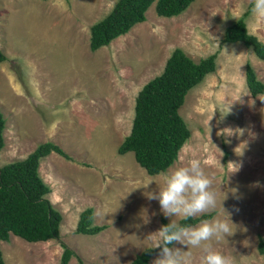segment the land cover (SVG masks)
Masks as SVG:
<instances>
[{"label":"rangeland","instance_id":"obj_1","mask_svg":"<svg viewBox=\"0 0 264 264\" xmlns=\"http://www.w3.org/2000/svg\"><path fill=\"white\" fill-rule=\"evenodd\" d=\"M114 1L0 0V164L46 140L69 157L51 151L38 163L49 186L45 196L61 214L59 239L27 241L10 233L0 240L4 264H54L62 249L58 240L82 264H128L154 246L161 217L178 219L165 217L147 194L162 186L163 173L193 158L213 177L217 194L205 220L230 227L213 247L233 264H264L256 248L258 237L264 239V93L252 96L244 78L248 62L264 82V59L240 41H220L223 28L248 9L246 28L264 42V19L251 15V0H192L172 16L157 15L152 2L144 20L90 50L89 25ZM175 46L194 60L216 51L214 69L178 107L189 135L175 160L148 174L132 151L119 154L116 146L129 131L137 89ZM85 207L93 223L105 225L97 233L74 232ZM190 251L198 264L200 249ZM75 255L67 264H79Z\"/></svg>","mask_w":264,"mask_h":264},{"label":"trees","instance_id":"obj_2","mask_svg":"<svg viewBox=\"0 0 264 264\" xmlns=\"http://www.w3.org/2000/svg\"><path fill=\"white\" fill-rule=\"evenodd\" d=\"M191 1L115 0L104 15L89 25L88 48L94 50L105 45L134 23L144 20L145 10L152 2L157 15L172 16L184 10ZM247 12L245 9L223 28L220 41H240L256 57L264 59V42L246 28L244 17ZM215 55L216 51L194 60L180 47H173L161 70L137 89L129 131L116 146V152L132 151L134 160L148 174L165 170L175 160L178 149L189 135L178 107L187 90L214 69ZM4 59L5 54L0 49V61ZM244 78L252 96L264 93V82L256 78L248 62L244 64ZM3 127L4 118L0 112V148ZM51 151L69 158L60 146L46 140L37 143L24 157L0 164V240L8 239L10 233L27 241L59 239L61 214L45 196L49 186L38 173L40 157ZM211 215L212 211H208L188 220L178 218L176 222L190 226ZM160 222L161 225L169 223L163 217ZM104 227V224L92 222L91 208L85 207L78 213L74 232L94 234ZM58 242L62 249L54 264H67L75 253L63 241ZM153 247L146 246L135 253L128 264H146L154 251H160ZM256 248L259 253H264V239L260 236ZM76 259L82 264L79 257ZM0 264H4L1 251Z\"/></svg>","mask_w":264,"mask_h":264},{"label":"clouds","instance_id":"obj_3","mask_svg":"<svg viewBox=\"0 0 264 264\" xmlns=\"http://www.w3.org/2000/svg\"><path fill=\"white\" fill-rule=\"evenodd\" d=\"M251 3V15L264 19V0H251ZM162 175V186L147 195L150 200L159 202L165 217L188 220L216 207L213 177L206 173L199 159L193 158L186 165L175 166ZM229 233V224L220 219L201 220L195 226L181 225L171 219L170 223L155 232L157 240L153 248L160 251L151 264H194L192 248L200 249L198 264H233L230 257L216 250L211 243L213 239L219 240ZM174 244L186 246L187 251Z\"/></svg>","mask_w":264,"mask_h":264}]
</instances>
